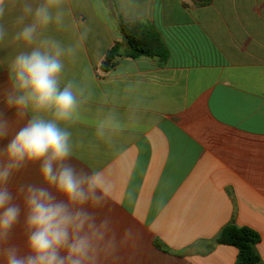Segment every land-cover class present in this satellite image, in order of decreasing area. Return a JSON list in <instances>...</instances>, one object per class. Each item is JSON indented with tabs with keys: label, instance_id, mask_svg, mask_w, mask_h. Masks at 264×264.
Instances as JSON below:
<instances>
[{
	"label": "crops",
	"instance_id": "crops-1",
	"mask_svg": "<svg viewBox=\"0 0 264 264\" xmlns=\"http://www.w3.org/2000/svg\"><path fill=\"white\" fill-rule=\"evenodd\" d=\"M0 7V152L32 118L55 120L69 137L65 164L103 170L108 225L85 264H102L92 263L100 246L103 264H236L238 250L215 243L230 223L260 234L264 262V0ZM41 7L46 24L36 18ZM119 19L153 32L160 57L117 58L105 70L108 51L123 40ZM28 26L31 42L19 38ZM37 48L60 53L59 87L71 85L77 102L67 120L8 103L18 95L12 62ZM27 238L21 225L0 233V264L10 248L29 255Z\"/></svg>",
	"mask_w": 264,
	"mask_h": 264
},
{
	"label": "clouds",
	"instance_id": "clouds-1",
	"mask_svg": "<svg viewBox=\"0 0 264 264\" xmlns=\"http://www.w3.org/2000/svg\"><path fill=\"white\" fill-rule=\"evenodd\" d=\"M2 5L3 0H0ZM0 16H3L2 7ZM36 18L46 24L50 19L47 9H37ZM34 30V26L25 27L19 38L31 42ZM59 54V51L53 55L37 48L17 55L11 64V74L18 95L14 98L10 96L8 103L17 108H27L31 104L34 111H51L56 120L69 119L77 102L71 85L63 90L59 87L58 78L62 69ZM3 135L6 133L0 131V136ZM4 151L11 163L0 172V181H7L9 170L25 160L42 161L44 183L63 197L57 199L48 188H28L24 204L29 255L18 256L16 249L10 248L7 264H85L91 258L90 251H95L104 240L108 221L97 224L95 217L82 207L73 212L69 210V205L82 206L90 201H100L101 196L96 194V190L106 194L107 189L98 175L78 174L65 164L71 152L69 137L55 120L32 118L16 132ZM12 200V193L6 187L0 188V233L5 237L21 212ZM111 242L114 245V235ZM62 251L66 255H61Z\"/></svg>",
	"mask_w": 264,
	"mask_h": 264
},
{
	"label": "trees",
	"instance_id": "trees-1",
	"mask_svg": "<svg viewBox=\"0 0 264 264\" xmlns=\"http://www.w3.org/2000/svg\"><path fill=\"white\" fill-rule=\"evenodd\" d=\"M199 5H206L210 0H193ZM118 28L123 37L122 42H117L106 55V62L109 64L105 70L115 66L117 58L139 59L142 57L152 58L160 55L155 49L159 45V39L150 30L139 26L136 23H127L119 19ZM261 241L260 234L251 227H239L234 223L227 224L215 240L217 245H227L238 250L236 264H264L257 245ZM156 246L162 248L156 241Z\"/></svg>",
	"mask_w": 264,
	"mask_h": 264
},
{
	"label": "rangeland",
	"instance_id": "rangeland-1",
	"mask_svg": "<svg viewBox=\"0 0 264 264\" xmlns=\"http://www.w3.org/2000/svg\"><path fill=\"white\" fill-rule=\"evenodd\" d=\"M156 57L159 58L160 56ZM10 163L11 161L9 160L7 153L1 151L0 172L4 171L5 168H8ZM24 166L25 164L20 163L18 167L11 168L9 170L7 181H0V188L6 187L13 195L12 203L18 205L21 209L19 219L14 226H26V209L24 200L25 193L27 192L29 187L48 188V190L52 192L53 195L57 197V199H63V197H60L53 188H49V186L44 183L41 176V167L25 168ZM32 166L36 165L32 164ZM74 170L78 174L98 175V179L103 185V170ZM96 194L101 196V199L98 203L90 201L89 203L82 206L69 205V210L75 212L82 207L84 211H87L91 216L95 217L97 224H99L101 221H103V192L100 189H97ZM99 248V256H94V259H92V263L95 261H100L103 264V246H100Z\"/></svg>",
	"mask_w": 264,
	"mask_h": 264
},
{
	"label": "water",
	"instance_id": "water-1",
	"mask_svg": "<svg viewBox=\"0 0 264 264\" xmlns=\"http://www.w3.org/2000/svg\"><path fill=\"white\" fill-rule=\"evenodd\" d=\"M108 64H109V62L107 61L105 65L108 66Z\"/></svg>",
	"mask_w": 264,
	"mask_h": 264
}]
</instances>
